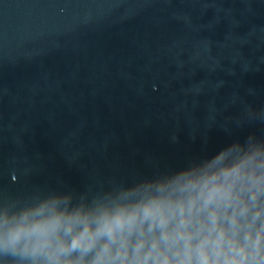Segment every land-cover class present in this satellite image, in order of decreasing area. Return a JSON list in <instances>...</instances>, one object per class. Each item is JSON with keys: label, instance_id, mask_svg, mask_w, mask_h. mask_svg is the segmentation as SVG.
Here are the masks:
<instances>
[{"label": "water", "instance_id": "95a60500", "mask_svg": "<svg viewBox=\"0 0 264 264\" xmlns=\"http://www.w3.org/2000/svg\"><path fill=\"white\" fill-rule=\"evenodd\" d=\"M264 141V0H0V202L130 186Z\"/></svg>", "mask_w": 264, "mask_h": 264}, {"label": "clouds", "instance_id": "9594fccd", "mask_svg": "<svg viewBox=\"0 0 264 264\" xmlns=\"http://www.w3.org/2000/svg\"><path fill=\"white\" fill-rule=\"evenodd\" d=\"M0 264H264V141L130 186L0 202Z\"/></svg>", "mask_w": 264, "mask_h": 264}]
</instances>
